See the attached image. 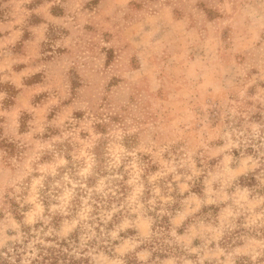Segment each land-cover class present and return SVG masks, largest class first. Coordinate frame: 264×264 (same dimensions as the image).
<instances>
[{
  "label": "rangeland",
  "instance_id": "rangeland-1",
  "mask_svg": "<svg viewBox=\"0 0 264 264\" xmlns=\"http://www.w3.org/2000/svg\"><path fill=\"white\" fill-rule=\"evenodd\" d=\"M14 28L0 256L67 239L57 264H264V0H0ZM81 188L115 198L94 212Z\"/></svg>",
  "mask_w": 264,
  "mask_h": 264
},
{
  "label": "trees",
  "instance_id": "trees-1",
  "mask_svg": "<svg viewBox=\"0 0 264 264\" xmlns=\"http://www.w3.org/2000/svg\"><path fill=\"white\" fill-rule=\"evenodd\" d=\"M82 193L91 195L90 198L92 200V205L94 207V212L100 208V206L106 205L105 202L110 203L114 195H110L109 197H105L104 194L98 192H90L88 190L82 189ZM104 202V203H103ZM154 224L153 230H164L168 231L170 228V221L168 216H154ZM30 234V232H29ZM160 237H155V242H159ZM26 240L23 242H17L12 246L11 249H7L4 255L0 256V264H22L23 255L25 253V245ZM64 246H69V241L67 239L60 240L56 243V245L46 246L43 244H38L39 252L36 257L32 258L33 263L36 264H57L61 260L70 258L69 254L64 249ZM170 249V248H169ZM167 253V252H165ZM135 262V263H134ZM138 262L137 258H128L126 264H136Z\"/></svg>",
  "mask_w": 264,
  "mask_h": 264
},
{
  "label": "crops",
  "instance_id": "crops-1",
  "mask_svg": "<svg viewBox=\"0 0 264 264\" xmlns=\"http://www.w3.org/2000/svg\"><path fill=\"white\" fill-rule=\"evenodd\" d=\"M106 1H107V0H106ZM48 2H50V1H48ZM51 3H55V2L52 1V2H50L49 4H51ZM66 14H67V11H66ZM16 32H18V30L14 28L13 31H11V32H9V33H6V32H5V34L0 35V39H3V38H7V39H9L8 36H12V35H14Z\"/></svg>",
  "mask_w": 264,
  "mask_h": 264
}]
</instances>
